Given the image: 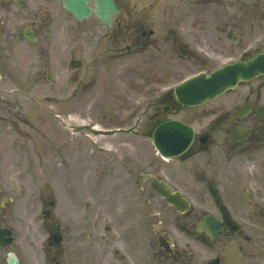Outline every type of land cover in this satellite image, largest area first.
<instances>
[{
    "label": "flooded vegetation",
    "instance_id": "obj_1",
    "mask_svg": "<svg viewBox=\"0 0 264 264\" xmlns=\"http://www.w3.org/2000/svg\"><path fill=\"white\" fill-rule=\"evenodd\" d=\"M114 1L120 12L113 26L102 37L91 36L99 38L98 45L102 42L105 60L144 55L186 61L208 72L220 61L264 53V5L212 0L219 3L217 14L196 22L187 19L196 11L189 0H182V5H170V16L176 19L157 27L150 19L153 0H124L125 5ZM9 3L12 7L14 2ZM95 6L90 3L92 9ZM127 8L147 12V17L130 21ZM76 61L81 65L73 78L79 83L84 64H71ZM223 99L214 120H181L193 127L194 139L170 164L153 159L142 164L137 120L128 125L122 120L128 132L111 134L121 138L101 148L105 156L97 166L93 148L79 150L77 142L69 155L63 148L60 166L65 171L57 187L45 186L41 195L31 196L34 202L39 198L43 217L37 215L38 205H29L28 212L22 205L14 210L7 258L13 252L18 264H206L215 257L220 264H264V75ZM185 109L170 93V117ZM154 181L168 185L190 209L179 212L171 207L152 189ZM210 188L218 190L230 210L232 226L217 207L206 208L214 202ZM46 194L54 198L46 200ZM207 215L221 223L217 237L198 229ZM161 241L170 244V254Z\"/></svg>",
    "mask_w": 264,
    "mask_h": 264
},
{
    "label": "rangeland",
    "instance_id": "obj_2",
    "mask_svg": "<svg viewBox=\"0 0 264 264\" xmlns=\"http://www.w3.org/2000/svg\"><path fill=\"white\" fill-rule=\"evenodd\" d=\"M0 1L4 3L0 6L1 228L10 225L15 210L14 205L7 200L11 195L10 188L14 187L19 193L23 181L29 183L34 181L32 174L37 180L50 181L56 186V181H59L58 165L61 162L58 144L61 138H70L69 132L65 129L73 127L77 130L84 125L91 126L97 123L100 129L112 128L117 124H112L111 120H124L127 125L133 124L134 120H140L139 130L144 132L148 120H151V115L155 111L156 101L162 98L170 86L179 84L192 73L199 71V68L193 67L192 63L188 64L186 61H175L174 64L178 66L170 76V61L153 59L150 56L146 58L144 55H137L126 60L106 63L101 58L95 60L94 57L99 55L102 49L95 51V45L92 46L87 42L88 34L82 37L81 46L85 51L84 55L77 53L72 38L74 29L79 25L80 30L83 27L88 29L93 25L96 34L100 36L107 31L104 27L95 25L94 20L77 25L73 17L63 10L59 0H25L26 3L22 8L13 3L11 12L9 0ZM239 1L240 4L248 6L264 5V0ZM189 2L192 10L196 12L187 19L196 22L210 21L211 13H215L216 10L213 6L219 4L212 0H189ZM222 2L226 5L238 3L236 0H222ZM182 3V0L175 3L174 0H168L167 3L156 0L150 9L151 11L154 9L150 19L161 21L162 27L170 25V20L176 19L170 16V5L177 6ZM8 18L9 32L12 31L14 34L11 60L5 37H2V34L6 33L5 24ZM2 21L4 27L1 25ZM30 27L38 36V41L33 45L17 38L21 30ZM189 36L190 40L195 38L193 33ZM77 57H81L86 62L91 60L94 62L93 66L89 64L86 69L95 68L100 71V73L94 71L92 83L87 81L88 85L96 84L94 91L99 89L97 92L86 93L91 88L86 90L88 86L85 85V92L72 95L71 90L74 89L75 83L72 82L70 61ZM10 62L11 71L8 70ZM221 62L224 61L218 64ZM210 64L214 62L211 61ZM119 67L124 71L122 75L118 74ZM50 73L51 81L48 80ZM103 78H107L110 88H107ZM79 95L81 100L76 104L73 99ZM89 96L100 102L88 106ZM223 100L193 113H182L179 117L190 120H212ZM57 114L63 116V124L57 119ZM145 145L143 141V150L146 148ZM143 152L142 164H151L152 152L145 150ZM23 155L30 159L28 163L24 161L26 165H22ZM101 158V156L96 157V159ZM32 164H35L34 168ZM13 165L15 167H12ZM38 165L44 166L39 168ZM26 166L32 167L33 173L27 172L31 168ZM42 168L45 171H40ZM206 208L211 209L209 205ZM5 259L4 250L0 248V261H4L3 264Z\"/></svg>",
    "mask_w": 264,
    "mask_h": 264
},
{
    "label": "water",
    "instance_id": "obj_3",
    "mask_svg": "<svg viewBox=\"0 0 264 264\" xmlns=\"http://www.w3.org/2000/svg\"><path fill=\"white\" fill-rule=\"evenodd\" d=\"M89 1L93 0H63L64 7L77 17L78 20L86 19L91 15L92 12L87 4ZM96 1L98 3V10L96 12L97 17L105 21L107 24H110V16L114 12V8H111V5L109 6V0ZM30 36H28V38L31 39ZM260 64H264V59H261L260 61L256 59L248 62H238L234 65H229L213 72L209 76L200 75L195 77L176 89L178 99L184 105L192 106L209 102L227 90L236 87L239 82L251 80L259 73L264 72V69L262 66L260 67ZM171 126L173 125L166 123L161 126L156 133V145L159 151L165 156L181 153L190 141L189 138H187L186 146L180 150L174 149L173 152H170V132H175L176 130V127ZM184 132H186V130H182L181 134ZM7 237L8 232L5 229H2L0 232V241L3 245H8Z\"/></svg>",
    "mask_w": 264,
    "mask_h": 264
}]
</instances>
